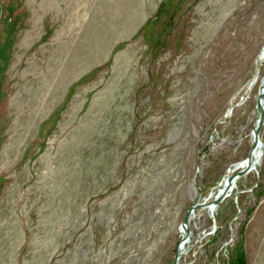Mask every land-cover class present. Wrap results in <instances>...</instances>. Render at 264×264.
I'll use <instances>...</instances> for the list:
<instances>
[{"label": "rangeland", "instance_id": "374dc122", "mask_svg": "<svg viewBox=\"0 0 264 264\" xmlns=\"http://www.w3.org/2000/svg\"><path fill=\"white\" fill-rule=\"evenodd\" d=\"M263 43L264 0H0V264H169L250 145ZM258 136L178 264H264V108Z\"/></svg>", "mask_w": 264, "mask_h": 264}, {"label": "water", "instance_id": "95a60500", "mask_svg": "<svg viewBox=\"0 0 264 264\" xmlns=\"http://www.w3.org/2000/svg\"><path fill=\"white\" fill-rule=\"evenodd\" d=\"M264 48V43L262 45V49ZM255 118L253 120V125L250 130L251 135V141L250 145L247 149V152L245 156L242 158L234 161V163L237 166V168L229 173H226L224 175L223 185L218 187L216 191L213 193L211 198L206 199L208 195H210L211 191L201 200H195L193 201L190 206L185 210L183 213L181 220L179 222V230L181 231L180 237L178 242L176 243L175 249L172 253V257L170 259L169 264H178L177 258L180 254V252L184 249V247L179 248L181 246V243L187 240L188 238V230H187V222L189 219V216L193 212V208L196 206L206 207L211 214L213 206L220 200L222 197L228 193L231 186L235 185L236 178L241 175L243 172L247 171L251 167H254L255 163L259 160L260 154H261V148L259 147L258 155L256 158H254L252 161L248 160V156L250 153L251 148L255 144H260V140L258 138V130L259 126L262 122V115H263V106H264V74H262L258 80L257 84V93L255 96Z\"/></svg>", "mask_w": 264, "mask_h": 264}, {"label": "trees", "instance_id": "16d2710c", "mask_svg": "<svg viewBox=\"0 0 264 264\" xmlns=\"http://www.w3.org/2000/svg\"><path fill=\"white\" fill-rule=\"evenodd\" d=\"M226 264H245V253L239 244L228 254Z\"/></svg>", "mask_w": 264, "mask_h": 264}, {"label": "bare ground", "instance_id": "6f19581e", "mask_svg": "<svg viewBox=\"0 0 264 264\" xmlns=\"http://www.w3.org/2000/svg\"><path fill=\"white\" fill-rule=\"evenodd\" d=\"M263 107H264V106H263ZM258 138H259V136H258ZM259 140H260V144H255V145L251 148V150H250V153H249V156H248V160H249V161H252L254 158H256V156L258 155L259 147H260V148L262 147L261 139L259 138ZM237 166H238V165H236V164L234 163V164L232 165V169H236ZM251 168H252V167H251ZM222 179H224V176H223ZM232 187H234V186H231V188H232ZM231 188H230V190H231ZM230 190H229V191H230ZM229 191H228V192H229ZM212 193H213V191H211V193H210L209 196H211ZM226 194H227V193H226ZM226 194H225V195H226ZM187 239H188V238H187ZM185 241H187V240H185ZM185 241L181 243V246H179V248L184 247V245H185V244H184Z\"/></svg>", "mask_w": 264, "mask_h": 264}]
</instances>
